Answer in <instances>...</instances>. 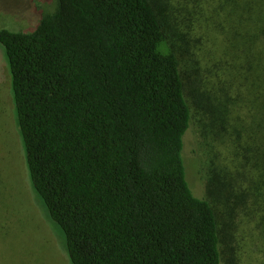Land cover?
Returning a JSON list of instances; mask_svg holds the SVG:
<instances>
[{
  "label": "trees",
  "instance_id": "1",
  "mask_svg": "<svg viewBox=\"0 0 264 264\" xmlns=\"http://www.w3.org/2000/svg\"><path fill=\"white\" fill-rule=\"evenodd\" d=\"M38 1L0 45L30 186L69 264H225L241 213L264 233V0L189 1L221 50L210 74L172 0Z\"/></svg>",
  "mask_w": 264,
  "mask_h": 264
},
{
  "label": "rangeland",
  "instance_id": "2",
  "mask_svg": "<svg viewBox=\"0 0 264 264\" xmlns=\"http://www.w3.org/2000/svg\"><path fill=\"white\" fill-rule=\"evenodd\" d=\"M42 1V11L52 9L54 4L51 0ZM189 1L172 0L175 5L174 17L184 32H190L188 38L194 52L192 58L201 61L203 72L210 74L207 68L220 72L221 69L214 64L218 61L221 50L219 53L215 52V42L208 38V31L205 33L206 29L201 27V22L196 19L197 7ZM32 5L38 7L40 2L0 0V24H14V17L27 19ZM23 23V26H29L27 20ZM177 42L182 43L178 39ZM3 49L0 45V264H69L61 241L46 220L30 186L14 118L11 74ZM198 140H202V137L194 126L186 134L184 154L189 180L196 193L202 195L204 182L201 181V166L197 157L209 153L196 151ZM217 144L216 152L220 153L223 162L232 163L233 156L227 145ZM259 219L258 217V221ZM238 223L232 243L236 246V254L232 255L233 252L229 251V254H225L224 263L264 264L263 230L258 228L256 221L249 220L242 213ZM233 257L234 262L229 260Z\"/></svg>",
  "mask_w": 264,
  "mask_h": 264
}]
</instances>
